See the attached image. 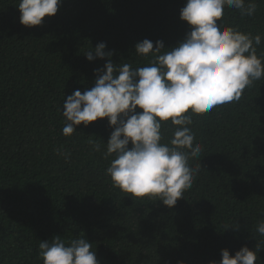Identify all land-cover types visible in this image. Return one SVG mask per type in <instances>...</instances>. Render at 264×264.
Instances as JSON below:
<instances>
[{
    "label": "trees",
    "instance_id": "trees-1",
    "mask_svg": "<svg viewBox=\"0 0 264 264\" xmlns=\"http://www.w3.org/2000/svg\"><path fill=\"white\" fill-rule=\"evenodd\" d=\"M186 2L62 0L54 17L26 27L19 0H0V264H44L39 244L55 237L66 245L86 239L100 264H219L222 250L234 256L257 245V264H264L257 232L264 221V77L239 101L186 113L193 147L202 151L189 159L199 170L173 208L113 186L106 170L115 157L105 153L114 128L106 118L68 137L62 132L64 100L92 88L108 62H89L85 53L103 42L115 65L146 66L152 57L137 55L135 45L162 41L169 50L183 42L191 30L180 18ZM255 3L251 17L225 6L218 23L260 35L254 46L261 57L264 0ZM174 130L162 122V144L172 146ZM58 149L71 154L67 162Z\"/></svg>",
    "mask_w": 264,
    "mask_h": 264
},
{
    "label": "clouds",
    "instance_id": "clouds-1",
    "mask_svg": "<svg viewBox=\"0 0 264 264\" xmlns=\"http://www.w3.org/2000/svg\"><path fill=\"white\" fill-rule=\"evenodd\" d=\"M61 3L19 0L20 23L41 26L45 17L57 14ZM225 6L239 10L241 16L251 17L257 10L255 0L247 6L245 0H187L180 18L191 27L190 32L169 50L162 41H156L155 47L148 39L138 42L137 55L152 57L143 67L115 65L110 59L113 53L105 50L103 42L85 53L89 62L97 58H108V62L96 71L92 88L83 93L75 90L64 100L66 123L62 132L68 137L77 126L87 127L106 118L114 131L106 144L105 158L115 157L106 175L114 187L132 198L155 199L173 208L192 187L194 173L199 170L188 163L202 151L199 143L193 147L192 115L239 101L246 87L264 77V56L258 57L254 46L260 45L261 36L252 37L232 27L222 29L218 21ZM167 121L175 126L171 147L161 143L162 122ZM89 143L100 150L95 141ZM57 152L66 162L70 158V153ZM257 232L264 236V221L258 224ZM91 248L84 238L68 245L60 237L39 244L44 264H100ZM257 251L258 245L255 251L244 246L234 256L222 250L219 264H257Z\"/></svg>",
    "mask_w": 264,
    "mask_h": 264
}]
</instances>
